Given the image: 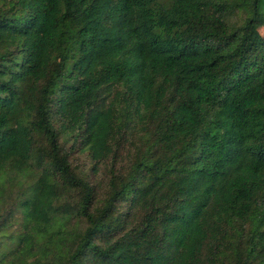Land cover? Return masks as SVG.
Wrapping results in <instances>:
<instances>
[{
    "label": "trees",
    "instance_id": "obj_1",
    "mask_svg": "<svg viewBox=\"0 0 264 264\" xmlns=\"http://www.w3.org/2000/svg\"><path fill=\"white\" fill-rule=\"evenodd\" d=\"M12 203L0 264H264V0H0Z\"/></svg>",
    "mask_w": 264,
    "mask_h": 264
},
{
    "label": "rangeland",
    "instance_id": "obj_2",
    "mask_svg": "<svg viewBox=\"0 0 264 264\" xmlns=\"http://www.w3.org/2000/svg\"><path fill=\"white\" fill-rule=\"evenodd\" d=\"M71 145V143L69 144ZM73 165L75 167H79L82 170L86 169L87 174L91 170L93 163L91 162L87 153L79 152L78 150L73 153L71 156ZM91 173V171H90ZM94 178V177H92ZM10 209L14 210V220L6 222L5 226L2 227L3 234L6 235L2 244H0V255L8 254L11 251V248L15 245L12 240L8 238V236H16L19 235L18 230L23 229L22 226V214L15 210L14 204L9 206Z\"/></svg>",
    "mask_w": 264,
    "mask_h": 264
}]
</instances>
